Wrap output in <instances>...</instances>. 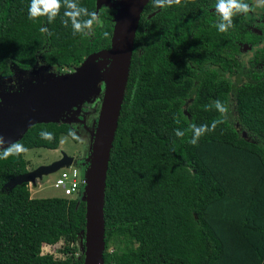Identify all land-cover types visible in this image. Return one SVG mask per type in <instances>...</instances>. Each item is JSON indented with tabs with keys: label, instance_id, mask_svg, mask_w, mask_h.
<instances>
[{
	"label": "trees",
	"instance_id": "16d2710c",
	"mask_svg": "<svg viewBox=\"0 0 264 264\" xmlns=\"http://www.w3.org/2000/svg\"><path fill=\"white\" fill-rule=\"evenodd\" d=\"M30 3L0 0V77L36 62L56 71L76 67L109 47L114 8L61 0L49 21L30 19ZM69 3L88 9L77 18L82 24L90 13L99 23L75 32L64 15ZM216 3L155 7L149 0L142 9L107 162L103 264H264V60L259 51L241 67L238 45L251 40L245 19L237 13L219 31L227 22ZM217 100L227 112L217 110ZM213 123L195 137L192 125ZM60 134L78 140L69 124L48 122L15 142L56 149ZM26 164L22 154L0 159V264H81L74 254L83 200L32 198L26 183L3 187ZM58 241L63 257L40 253ZM109 242L121 246L108 252Z\"/></svg>",
	"mask_w": 264,
	"mask_h": 264
},
{
	"label": "water",
	"instance_id": "95a60500",
	"mask_svg": "<svg viewBox=\"0 0 264 264\" xmlns=\"http://www.w3.org/2000/svg\"><path fill=\"white\" fill-rule=\"evenodd\" d=\"M148 1L116 0L111 5L115 13L108 48L89 53L71 72L51 74L42 79L34 74L13 98H0V135L3 136L0 148H3L17 141L33 124L74 122L83 104L99 94L102 82L98 114L90 134L88 160L80 162L85 181L80 196L84 202V228L78 235L81 264H103V198L107 162L124 95L134 33ZM100 3L109 4L107 0H95L96 9ZM59 155L47 164L11 177L3 187L11 189L20 183L34 185L36 179L75 161L62 150Z\"/></svg>",
	"mask_w": 264,
	"mask_h": 264
},
{
	"label": "rangeland",
	"instance_id": "374dc122",
	"mask_svg": "<svg viewBox=\"0 0 264 264\" xmlns=\"http://www.w3.org/2000/svg\"><path fill=\"white\" fill-rule=\"evenodd\" d=\"M107 3H100L98 5V10H107L111 7L116 0H107ZM255 7L258 6V1L253 0ZM96 23H99L96 20ZM75 69V67L70 68H62L59 71H56L54 68L46 67L42 63L36 62L33 67L29 70H20L15 66H11V75L9 77H0V98L4 96L6 99L13 98L17 95L21 85L30 80L34 74H37V78L42 79L48 75L56 74V73H67L71 72ZM100 91L99 94L94 96L93 99L83 104L81 107L80 114L76 119L77 125L75 128L78 131V126L88 130L91 134L92 127H94L95 119L98 114L100 97L102 93V82L100 83ZM4 93V94H2ZM6 94V95H5ZM80 134V133H79ZM84 140L79 139L76 142H73L68 136L64 135L59 138L58 146L56 149H45V148H32L28 149L26 153H23V158L27 161V169L31 170L40 164H47L52 160L56 159L59 156V150L67 153L68 155L81 157L84 152ZM87 157L85 158V163L87 162ZM76 162H81L80 160ZM85 171V169H84ZM57 172H53L41 177V179H36L34 185H30L27 183L29 196L33 198L40 197H63L62 191L60 189L54 188L52 186L54 179L57 175ZM80 236H78L76 244L79 245ZM61 241H58L50 246H43L40 249V253L49 252L54 257H63L62 254L57 252V249L60 247ZM121 244H117L114 242H109L106 250L108 252L114 251L117 247L119 248Z\"/></svg>",
	"mask_w": 264,
	"mask_h": 264
},
{
	"label": "clouds",
	"instance_id": "9594fccd",
	"mask_svg": "<svg viewBox=\"0 0 264 264\" xmlns=\"http://www.w3.org/2000/svg\"><path fill=\"white\" fill-rule=\"evenodd\" d=\"M181 0H154L155 7H167L173 4H180ZM71 11H65L64 15L69 17L72 21V28L75 32H79L82 28L87 27L91 28L93 21L98 19L96 13H90L91 19H88L83 22V24L77 19L81 12H88V9L85 7H77L75 4L69 3L67 5ZM61 8V0H31L30 6L28 8V15L30 19H36L41 16H47L49 21L53 17H55ZM255 9L252 8L249 4L242 2V0H217L215 5V11L219 14L220 18L223 21L227 22V25L221 23L219 25L218 30L224 32L226 27L232 25V18L237 13H244L247 14L250 11H254ZM66 26V24H65ZM41 31L44 32L45 29L41 28ZM105 36L108 33H104ZM217 110L221 113L227 112V108L224 107L220 101H215ZM195 137H199L205 131H212L215 128V123H213L212 127L209 128L207 125H201L200 127H195L192 125ZM177 136H183V133L177 130ZM40 136L43 139L51 140L53 139V134L51 132L42 131L40 132ZM192 144H196V140L192 139L190 141ZM0 144H3V136L0 135ZM28 151L27 148L24 147L23 144L19 142H13L11 145L4 150L3 156L0 159H6L10 155H20L26 153Z\"/></svg>",
	"mask_w": 264,
	"mask_h": 264
},
{
	"label": "flooded vegetation",
	"instance_id": "af4514ba",
	"mask_svg": "<svg viewBox=\"0 0 264 264\" xmlns=\"http://www.w3.org/2000/svg\"><path fill=\"white\" fill-rule=\"evenodd\" d=\"M257 1L258 6L256 7L253 0H248L247 3L255 9L254 11H250L247 14L240 13L245 19L244 28L251 39L250 41L239 43L238 45L237 57L243 68L248 67V62L254 59L259 51H262L259 59L264 60V0Z\"/></svg>",
	"mask_w": 264,
	"mask_h": 264
},
{
	"label": "built area",
	"instance_id": "2783aa9c",
	"mask_svg": "<svg viewBox=\"0 0 264 264\" xmlns=\"http://www.w3.org/2000/svg\"><path fill=\"white\" fill-rule=\"evenodd\" d=\"M84 184L83 167L80 162L73 161L69 166L58 170L52 186L60 189L64 198H80ZM77 246L78 252L74 254L76 257L82 255L81 247Z\"/></svg>",
	"mask_w": 264,
	"mask_h": 264
},
{
	"label": "crops",
	"instance_id": "0c3cea01",
	"mask_svg": "<svg viewBox=\"0 0 264 264\" xmlns=\"http://www.w3.org/2000/svg\"><path fill=\"white\" fill-rule=\"evenodd\" d=\"M70 126H71V128H72V130H73V132L76 134V136H77V138H78V140L81 138V139H83L84 140V152H83V155L81 156V157H78V156H73V155H70V156H73V158H74V160H77V161H84L85 160V158L87 157V155H88V152H89V147H90V132L88 131V130H86V129H84V128H82L81 126H78V131H77V129L75 128V125H77V123H76V120L74 121V122H71L70 124H69ZM80 133V134H79ZM61 136H64V134H60L59 135V138L61 137ZM77 140V141H78ZM58 142H59V139H58ZM39 148H41V147H39ZM32 149V148H31ZM46 149V148H45ZM67 154V153H66ZM68 155V154H67ZM22 156H23V154H22ZM60 156V155H59ZM59 156L57 157V158H59ZM56 158V159H57ZM55 160V159H54ZM26 161V160H25ZM27 162V161H26ZM26 168H27V164H26ZM28 170V169H27ZM33 198V197H32ZM43 246H50V245H47V244H43L42 246H41V248L43 247Z\"/></svg>",
	"mask_w": 264,
	"mask_h": 264
}]
</instances>
